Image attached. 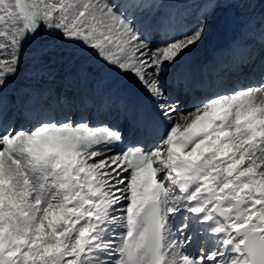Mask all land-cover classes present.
Here are the masks:
<instances>
[{
  "label": "snow or ice",
  "instance_id": "obj_1",
  "mask_svg": "<svg viewBox=\"0 0 264 264\" xmlns=\"http://www.w3.org/2000/svg\"><path fill=\"white\" fill-rule=\"evenodd\" d=\"M195 8L0 0V264H264V0Z\"/></svg>",
  "mask_w": 264,
  "mask_h": 264
},
{
  "label": "bare ground",
  "instance_id": "obj_2",
  "mask_svg": "<svg viewBox=\"0 0 264 264\" xmlns=\"http://www.w3.org/2000/svg\"><path fill=\"white\" fill-rule=\"evenodd\" d=\"M172 2H175L176 0H171ZM170 0H164L165 3L171 4ZM181 1H184V3H180ZM180 3L182 7L186 10V18L194 20L196 8L195 4L197 3V0H177V3ZM218 22L215 23L212 27V32L210 35V38L208 41L205 42L204 45L200 49L197 50L195 54V60L190 62L189 64V70L196 73H203L205 69H209V67H215L217 66L218 58L223 56L225 63L227 62V53L226 49L228 48V45L232 41V39L235 36V33L233 32L230 39H228L223 46H221L217 51H213L212 48L210 49L211 41L214 37V28L217 26ZM212 47V44H211ZM216 68V67H215ZM209 71V70H208ZM222 74L225 73V70L222 69ZM27 84V80L24 77H21L19 81H17V86L21 87L25 86ZM48 87L52 88L54 91H63L60 84L57 81H50L47 85ZM137 92L140 94L143 98L146 99V93L143 92L139 86H137Z\"/></svg>",
  "mask_w": 264,
  "mask_h": 264
},
{
  "label": "water",
  "instance_id": "obj_3",
  "mask_svg": "<svg viewBox=\"0 0 264 264\" xmlns=\"http://www.w3.org/2000/svg\"><path fill=\"white\" fill-rule=\"evenodd\" d=\"M231 29L224 26L222 24V26L218 29L217 33H216V39L214 42V49L220 47L230 36L231 33Z\"/></svg>",
  "mask_w": 264,
  "mask_h": 264
},
{
  "label": "rangeland",
  "instance_id": "obj_4",
  "mask_svg": "<svg viewBox=\"0 0 264 264\" xmlns=\"http://www.w3.org/2000/svg\"><path fill=\"white\" fill-rule=\"evenodd\" d=\"M171 1V0H170ZM180 3H184V1H181ZM175 4H177V0L175 1V2H172L171 1V4L169 3V5H175ZM221 26V22H218V24H217V26H215V28H214V35H215V33H216V31L218 30V28ZM214 38V37H213ZM213 41V40H212ZM212 41H211V44H212ZM211 44H210V49H211ZM22 87H24V86H22Z\"/></svg>",
  "mask_w": 264,
  "mask_h": 264
}]
</instances>
